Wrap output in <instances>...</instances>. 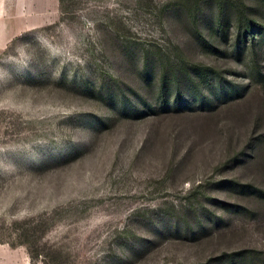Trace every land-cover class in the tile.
Here are the masks:
<instances>
[{"label": "rangeland", "instance_id": "1", "mask_svg": "<svg viewBox=\"0 0 264 264\" xmlns=\"http://www.w3.org/2000/svg\"><path fill=\"white\" fill-rule=\"evenodd\" d=\"M0 264H264V0H0Z\"/></svg>", "mask_w": 264, "mask_h": 264}]
</instances>
